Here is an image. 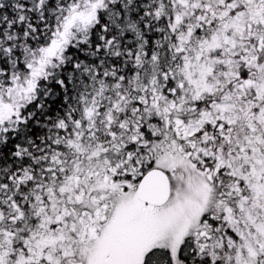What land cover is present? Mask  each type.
<instances>
[{"label":"snow or ice","instance_id":"6c2138e0","mask_svg":"<svg viewBox=\"0 0 264 264\" xmlns=\"http://www.w3.org/2000/svg\"><path fill=\"white\" fill-rule=\"evenodd\" d=\"M0 264H264V0H0Z\"/></svg>","mask_w":264,"mask_h":264}]
</instances>
